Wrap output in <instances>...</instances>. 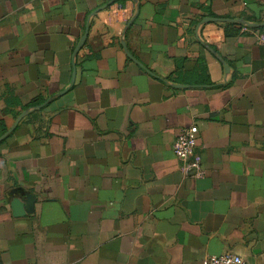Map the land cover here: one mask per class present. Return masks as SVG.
I'll return each instance as SVG.
<instances>
[{
	"label": "crops",
	"instance_id": "0c3cea01",
	"mask_svg": "<svg viewBox=\"0 0 264 264\" xmlns=\"http://www.w3.org/2000/svg\"><path fill=\"white\" fill-rule=\"evenodd\" d=\"M262 26L264 0H0V119L29 110L0 264H264ZM193 124L201 178L173 151Z\"/></svg>",
	"mask_w": 264,
	"mask_h": 264
},
{
	"label": "built area",
	"instance_id": "2783aa9c",
	"mask_svg": "<svg viewBox=\"0 0 264 264\" xmlns=\"http://www.w3.org/2000/svg\"><path fill=\"white\" fill-rule=\"evenodd\" d=\"M243 30L247 31L248 27L244 26ZM198 136L199 127L196 124L181 128L173 143V151L185 163L184 168L187 171H193L194 177L201 178L205 171L196 157ZM203 264H247V262L239 254L226 252L222 255L207 256Z\"/></svg>",
	"mask_w": 264,
	"mask_h": 264
},
{
	"label": "water",
	"instance_id": "95a60500",
	"mask_svg": "<svg viewBox=\"0 0 264 264\" xmlns=\"http://www.w3.org/2000/svg\"><path fill=\"white\" fill-rule=\"evenodd\" d=\"M209 21H215L218 19L215 18H209ZM88 32H89V27H87V30L85 32V35L81 41V45L85 42L87 36H88ZM80 45V46H81ZM79 50V49H78ZM77 50V51H78ZM29 113V110H27L26 112L22 113L17 120L15 121V123L13 124L12 127H10L6 132H4L1 136H0V143L5 140L10 133H12V131L15 129V127L18 125V123L21 121V119L26 116ZM33 206H34V199L29 198L26 199L25 201H20L19 199H15L12 202V207L14 210V215L16 216H21V215H25L27 213H31L33 211Z\"/></svg>",
	"mask_w": 264,
	"mask_h": 264
},
{
	"label": "trees",
	"instance_id": "16d2710c",
	"mask_svg": "<svg viewBox=\"0 0 264 264\" xmlns=\"http://www.w3.org/2000/svg\"><path fill=\"white\" fill-rule=\"evenodd\" d=\"M261 29H264V26H262ZM37 103L38 101L35 102V104ZM6 130H7V126L5 125V123H3V119H0V135L4 133Z\"/></svg>",
	"mask_w": 264,
	"mask_h": 264
}]
</instances>
